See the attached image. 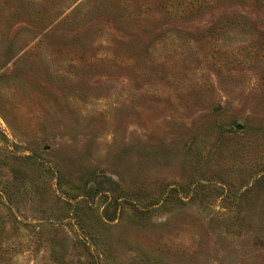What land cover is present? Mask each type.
Instances as JSON below:
<instances>
[{
	"label": "rangeland",
	"instance_id": "374dc122",
	"mask_svg": "<svg viewBox=\"0 0 264 264\" xmlns=\"http://www.w3.org/2000/svg\"><path fill=\"white\" fill-rule=\"evenodd\" d=\"M0 264H264V0H0Z\"/></svg>",
	"mask_w": 264,
	"mask_h": 264
},
{
	"label": "trees",
	"instance_id": "16d2710c",
	"mask_svg": "<svg viewBox=\"0 0 264 264\" xmlns=\"http://www.w3.org/2000/svg\"><path fill=\"white\" fill-rule=\"evenodd\" d=\"M44 174H45V171H44ZM71 200V199H70ZM66 204H69V202L67 201ZM60 263H62V261H60Z\"/></svg>",
	"mask_w": 264,
	"mask_h": 264
}]
</instances>
